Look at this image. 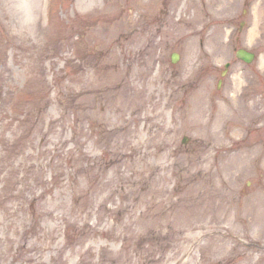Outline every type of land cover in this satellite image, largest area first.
I'll use <instances>...</instances> for the list:
<instances>
[{"label": "rangeland", "instance_id": "1", "mask_svg": "<svg viewBox=\"0 0 264 264\" xmlns=\"http://www.w3.org/2000/svg\"><path fill=\"white\" fill-rule=\"evenodd\" d=\"M109 3L0 0V264H264V0Z\"/></svg>", "mask_w": 264, "mask_h": 264}, {"label": "bare ground", "instance_id": "2", "mask_svg": "<svg viewBox=\"0 0 264 264\" xmlns=\"http://www.w3.org/2000/svg\"><path fill=\"white\" fill-rule=\"evenodd\" d=\"M110 3L108 4V6L111 5V3L114 2V0H109ZM261 8V6H260ZM261 16H262V12L259 13ZM256 15L258 16V12H256ZM140 34V33H138ZM137 37V36H135ZM128 80V79H127ZM134 86V83L131 82V80H128L127 82V87L125 86L124 88H129L128 90L131 91L132 94H134V91H133V88L132 86ZM162 96L158 97L157 99L153 98L150 95L147 96L146 100H154V103L153 105L155 107H151L152 108V111L151 112H145L144 114H141L139 115L138 112L140 109V107H127L126 106H122V107H115L118 109L119 113L121 114V116L123 114H125L127 111H130L131 112V115L136 113V118H134V120H132V118H130L131 120L130 121H133L134 124L138 125L141 121H144V128H147L148 130H150V139L152 140H156L157 142H159V145L161 143L164 142L163 139H165L167 137V135L173 131V130H176L178 129L176 124H177V118H175V125L174 126H170L169 125H164L160 119V115L161 114V111H155V109L158 107V106H161L162 105ZM139 122V123H136V122ZM128 127L130 126V123L127 124ZM211 167H208L207 170H210ZM164 182H166L165 180H163ZM148 195H150V198H148V207H154L156 204H159V205H164L167 200L170 198V191L166 188L165 184H161L158 188H151L148 192ZM142 196V195H141ZM144 196V195H143ZM142 196V197H143ZM133 205V203H132ZM131 205V206H132ZM117 264H126L128 262L127 258L124 259V258H116L113 262ZM101 264H110V263H105V259H103V262L100 261Z\"/></svg>", "mask_w": 264, "mask_h": 264}, {"label": "water", "instance_id": "3", "mask_svg": "<svg viewBox=\"0 0 264 264\" xmlns=\"http://www.w3.org/2000/svg\"><path fill=\"white\" fill-rule=\"evenodd\" d=\"M177 56H178L177 53H173V55H172L173 62H176L178 60ZM237 56L239 58L245 60L248 63L251 62L254 59V57H255L254 53H251V52H249V51H247L245 49H240L237 52Z\"/></svg>", "mask_w": 264, "mask_h": 264}]
</instances>
